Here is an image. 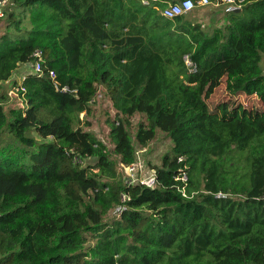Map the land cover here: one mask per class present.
<instances>
[{
  "label": "trees",
  "instance_id": "obj_1",
  "mask_svg": "<svg viewBox=\"0 0 264 264\" xmlns=\"http://www.w3.org/2000/svg\"><path fill=\"white\" fill-rule=\"evenodd\" d=\"M168 3L11 0L3 8L0 137L6 129L14 142L0 148V264H264V0L231 12L215 6L223 26L208 31L189 12L164 17ZM36 49L42 75L11 81ZM226 69L228 95L260 100L253 120L220 118L202 99L205 76ZM9 81L22 103L6 113ZM97 94L115 111L108 136L117 161L84 128ZM136 113L139 146L158 129L172 142L152 167V187L126 184L117 170L136 160L128 131Z\"/></svg>",
  "mask_w": 264,
  "mask_h": 264
},
{
  "label": "rangeland",
  "instance_id": "obj_2",
  "mask_svg": "<svg viewBox=\"0 0 264 264\" xmlns=\"http://www.w3.org/2000/svg\"><path fill=\"white\" fill-rule=\"evenodd\" d=\"M166 1L171 2V0ZM211 5L212 4L199 7V10H195L197 7L194 8L187 14L188 16H186V19L188 20L189 17V20L192 23H201V26L206 28L207 31L212 27H222L224 22V13L220 7ZM163 19L164 21L166 20L165 18ZM6 21V18L0 20V33L3 31L2 27L5 25ZM260 66L262 68V72L264 73V54L262 55ZM29 71H32L31 65H21L20 68L17 69V72L14 73L11 81H19L22 75ZM216 71L217 70L212 72L209 76H205L201 92V97L204 101H206L209 110L211 112H218L220 118L225 119L234 112L239 115H245L250 121L257 117L262 110L260 100L255 95H245L243 93L228 95L224 89V79L228 69H226L225 72L218 70L216 73ZM11 81L6 82L3 85L5 90H11ZM8 95L10 100L4 106L6 113L10 108L20 106L17 95L14 96L13 94H9V91ZM94 103V110L88 117L90 125L89 127L84 128H89L90 131L95 133L99 139L106 144L107 148L110 150L111 157L117 161L119 157L112 151L113 143L108 136L110 129L109 121H113L115 119V111L111 107V103L108 98L103 95L101 98L96 99ZM83 115V113L79 114L80 119H82L80 120V125L82 126L84 121ZM143 119L144 117L142 114H134L130 118V126L128 127V131L136 148V160L133 163L135 172L133 173V176L137 179L149 178L153 173L152 167L160 164L161 157L163 154L169 152L172 146L171 139L168 135L159 129L157 130L155 137L150 140L147 145L144 147L139 146L135 140V132L138 122ZM10 142H14L13 137L5 129L0 137V148ZM89 162H94V159L88 158L83 160L84 164ZM117 170L123 181L128 179L126 168L123 169L122 166H118Z\"/></svg>",
  "mask_w": 264,
  "mask_h": 264
},
{
  "label": "built area",
  "instance_id": "obj_3",
  "mask_svg": "<svg viewBox=\"0 0 264 264\" xmlns=\"http://www.w3.org/2000/svg\"><path fill=\"white\" fill-rule=\"evenodd\" d=\"M142 1L144 3H148L151 0H142ZM250 1H253V0H179L176 2H169L162 9V14L164 17L174 18L179 15L187 14L188 12L192 11L194 8L198 6H206L209 4H212L214 6H222L224 8V11L231 12V11H235L236 9H239L242 5ZM10 3H11V0H0V16L3 15V8ZM31 56H32V61H31L32 71L36 73L38 76H41L43 73L41 50L40 49L34 50ZM183 58H184L186 65L189 67V69L193 71L195 67L192 65L187 55H185ZM48 77L51 78L52 80L55 79V73L53 70H48ZM54 86L56 87V89H59L64 92L72 91L67 86H62L61 88H59L56 81H54ZM21 89L24 90L23 87H21ZM9 94H13L14 96L17 95L18 100L21 105L22 100L18 96L17 89L12 88L11 90H9ZM96 97L99 98L100 94H97ZM124 168H126V171L128 174V177H127L128 179L124 180V183L126 184L140 183V184H144L149 187H152L155 184H157L156 175L154 171L150 175V177L147 179H137L133 176V173L135 172V167L133 163L127 166H124ZM181 179L184 181L186 180L185 174H182ZM216 196L220 197V196H225V195L222 193H217Z\"/></svg>",
  "mask_w": 264,
  "mask_h": 264
},
{
  "label": "water",
  "instance_id": "obj_4",
  "mask_svg": "<svg viewBox=\"0 0 264 264\" xmlns=\"http://www.w3.org/2000/svg\"><path fill=\"white\" fill-rule=\"evenodd\" d=\"M235 11H238V9H236Z\"/></svg>",
  "mask_w": 264,
  "mask_h": 264
},
{
  "label": "crops",
  "instance_id": "obj_5",
  "mask_svg": "<svg viewBox=\"0 0 264 264\" xmlns=\"http://www.w3.org/2000/svg\"><path fill=\"white\" fill-rule=\"evenodd\" d=\"M23 76V75H22Z\"/></svg>",
  "mask_w": 264,
  "mask_h": 264
}]
</instances>
